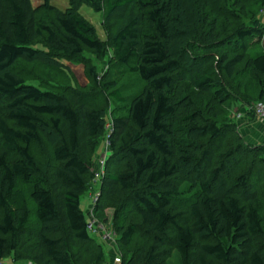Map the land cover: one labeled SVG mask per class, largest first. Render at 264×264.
Listing matches in <instances>:
<instances>
[{"label":"trees","instance_id":"1","mask_svg":"<svg viewBox=\"0 0 264 264\" xmlns=\"http://www.w3.org/2000/svg\"><path fill=\"white\" fill-rule=\"evenodd\" d=\"M192 1L217 2L227 17H243L230 8L232 0ZM69 3L61 11L49 1L0 0V261L109 264L81 209L96 182L94 156L107 133L110 156L94 215L107 224L105 209L115 210L122 264H170L174 255L180 264H264V181L252 182L254 167L264 168V146L247 148L238 140L216 156L233 131L220 123V109L232 100L264 104V51L249 54L247 41L263 38V22L254 15L225 41L216 21H204L188 44V65L176 40L189 34H179L176 14L190 11L189 0ZM82 6L108 17L131 7L138 15L106 44L79 13ZM85 51L101 59L112 51L117 74L140 81V91L127 101L116 82L103 84L92 71L99 90L126 105L125 113L106 117V104H87L77 91L66 98L14 71L24 62L69 74L63 62ZM191 91L208 104L199 107ZM47 128L58 141L44 170L33 146L42 145ZM245 158L252 166L241 174ZM186 174L197 190L188 200L179 184Z\"/></svg>","mask_w":264,"mask_h":264},{"label":"rangeland","instance_id":"2","mask_svg":"<svg viewBox=\"0 0 264 264\" xmlns=\"http://www.w3.org/2000/svg\"><path fill=\"white\" fill-rule=\"evenodd\" d=\"M34 6H42L47 1L57 10L67 11L70 8L69 0H31ZM190 1V11L180 8L178 13L176 14V18L178 19L177 30L180 33L185 32L189 34L187 38L179 37L176 40L177 50L185 53V59L188 62V65L192 64L193 59H191V55L188 52L190 50L189 43L193 44L195 40V33L199 28V25L204 21H216L219 29L222 32L226 31V35L224 36L225 41H229L231 38L235 37V30L241 26H245L246 22L252 19L255 16L260 18L261 22L264 24V3H259L255 1L246 2V0H232L231 1V9L236 14L241 12L243 17L238 16V21H235L232 18L227 17L224 12V8L221 4L217 2H213L211 5H204L200 3H195V1ZM239 1L246 4V10H240L234 2ZM245 12V14L242 13ZM79 13L95 28L97 32L98 38L109 44L114 32L123 27L125 23L129 22L133 17L136 18L138 12L135 8H127L120 12H115L111 17H108L107 13L101 12L96 13L89 6H82ZM253 14V15H252ZM253 16V17H252ZM54 14L46 15L45 18L47 21L52 20ZM252 17V18H251ZM141 22V21H140ZM251 25V22H250ZM249 45V54H253L252 52L264 51V36L260 40L258 37H252L248 39ZM187 51V52H186ZM65 65L68 67L69 74L64 72H60L57 70H51L48 67L40 66L37 63H20L15 67V72L21 75L27 82L37 83L36 85L47 89L49 91L55 92L56 94L62 95L66 98L71 97V92H80L83 94L84 99L88 102H95L96 107L102 108L105 104L109 107L107 111V116L113 113H125L126 105H117L113 100L108 101V95L110 91H101L99 90L96 81L92 77V71L96 73L98 80H102V83H111L116 82L117 87L119 88L122 96L126 98L127 101H130L132 96L136 94L141 89V83L136 76L125 74L120 76L118 73V66L112 59V51H110L105 58L101 59L94 55L89 51H85V53L79 57L77 60H67L64 61ZM242 66L239 68V72L242 70ZM217 83H220V80H217ZM240 81L236 80L234 86H239ZM256 90V89H255ZM242 92H245V86L242 87ZM250 92V91H249ZM192 98L196 101L197 105L201 108H204L206 104H208L209 99L198 94H193ZM250 94V93H249ZM253 94H255L253 92ZM107 100V103L105 102ZM202 100V102H201ZM237 100V99H236ZM93 101V102H92ZM258 102H255L254 99L251 101L242 104L241 102L232 100L227 103L220 109V123L222 125L228 124L233 127V131H231L225 140H223L220 144V150L217 152V157L221 156L222 153L227 150H231L235 147L236 142L238 140L242 141V144L247 147H259L264 146V124L261 125L257 122V119L254 116L253 110ZM251 112V114L249 113ZM108 128V126H107ZM46 132L49 136H42V145L41 146H33V153L38 161L40 167L44 170L48 168V161L51 157V152L54 147V143L56 144L58 139L55 136V133L52 129L47 128ZM99 149L94 156L92 172L99 173L102 170L101 161H106L110 156L109 144L107 142V133L103 140H100ZM218 160V159H217ZM217 160L215 162H217ZM245 163L243 162L241 174L248 170L249 167L252 166L250 159L245 158ZM106 168L103 167V171L105 173ZM240 175V174H239ZM264 181V168L257 165L254 167L253 171V183H257ZM100 180L96 181L93 185V188L90 192H87L81 199V209L88 213L89 207L92 206L94 199L100 193ZM180 189L182 192V199L188 200L194 192L197 190L194 189V185H192L191 179L186 174L183 179L179 182ZM259 184V183H258ZM260 186V184H259ZM114 212L115 210L111 207L105 209L103 213V217L106 219L107 224L103 222L102 219L96 217V219L103 223L109 232L114 234L118 239V234L115 232L114 224ZM96 216V215H95ZM128 219H133L131 214H127ZM122 222V221H120ZM97 243L103 246L104 251L107 257L112 250L109 245H107L99 236L94 237ZM117 241V240H116ZM136 241L139 243L142 241V237L138 236ZM136 242V243H137ZM118 245V243H117ZM111 249V250H110ZM137 249V247H133L128 250L131 251ZM112 252V251H111ZM113 253V252H112ZM120 255H124L123 250H119ZM31 264V263H28ZM170 264H180L178 258L174 255Z\"/></svg>","mask_w":264,"mask_h":264},{"label":"built area","instance_id":"3","mask_svg":"<svg viewBox=\"0 0 264 264\" xmlns=\"http://www.w3.org/2000/svg\"><path fill=\"white\" fill-rule=\"evenodd\" d=\"M254 116L257 120H264V104L258 102L253 110ZM102 170L99 173L94 171L96 181L101 179L104 175L103 167H105V161H101ZM99 194L94 199V202L91 207L88 209L87 213V232L91 236H99L109 247L112 249L114 253V259L112 264H122V256L119 253V248L117 245V237L108 231L106 226L99 222L94 215V205L98 202ZM0 264H4L0 261Z\"/></svg>","mask_w":264,"mask_h":264},{"label":"crops","instance_id":"4","mask_svg":"<svg viewBox=\"0 0 264 264\" xmlns=\"http://www.w3.org/2000/svg\"><path fill=\"white\" fill-rule=\"evenodd\" d=\"M257 122H258L259 124H261V125L264 124V120H263V121L257 120ZM110 250H111V249H110ZM111 251H112V250H111ZM111 251H110L109 256L107 257V263H109V264H112V263H113V258H114V253H112ZM3 263H4V264H14L11 260H5Z\"/></svg>","mask_w":264,"mask_h":264},{"label":"bare ground","instance_id":"5","mask_svg":"<svg viewBox=\"0 0 264 264\" xmlns=\"http://www.w3.org/2000/svg\"><path fill=\"white\" fill-rule=\"evenodd\" d=\"M114 259V258H113Z\"/></svg>","mask_w":264,"mask_h":264}]
</instances>
